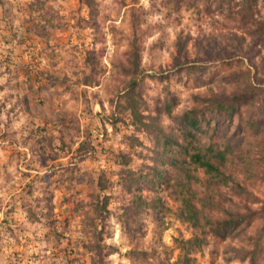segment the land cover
<instances>
[{"label": "rangeland", "instance_id": "rangeland-1", "mask_svg": "<svg viewBox=\"0 0 264 264\" xmlns=\"http://www.w3.org/2000/svg\"><path fill=\"white\" fill-rule=\"evenodd\" d=\"M97 1L93 27L87 21L89 9L79 0H0V264L90 263L93 254L84 246L83 224L89 193L95 189L91 185L102 168L116 169L123 138L133 131L122 125L115 130L103 122L112 109L107 88L112 62L123 56L135 36L131 6L145 19L144 31L137 34L145 73H174L190 64L203 67L199 84L184 72L171 76V88L181 100L179 110L192 104L193 92L217 87L239 57L217 56L225 43L231 47L236 39L195 10L167 15L162 0ZM258 7L264 15V0H258ZM87 47L97 49L106 72L99 86L84 91L77 80L89 72ZM147 82L152 100L163 83L152 78ZM84 140L92 148L77 154ZM65 142H73L72 148ZM131 166L141 167L142 160L136 157ZM110 179L114 184L104 193L114 195L109 206L114 213L103 239L112 245L106 264H140L127 254L136 246L174 261L179 254L175 238L193 233L176 216L178 203L164 192L170 209L162 226L143 213L142 234L133 242L116 214L123 212L126 196L119 177ZM223 250L224 243L206 247L196 253L197 264H224Z\"/></svg>", "mask_w": 264, "mask_h": 264}, {"label": "trees", "instance_id": "trees-1", "mask_svg": "<svg viewBox=\"0 0 264 264\" xmlns=\"http://www.w3.org/2000/svg\"><path fill=\"white\" fill-rule=\"evenodd\" d=\"M79 2L89 9L87 21L95 27L98 1ZM161 5L167 15L183 8L195 10L200 18L230 31L235 42L231 47L224 42L222 55L217 56L239 57L217 87L193 92L192 104L179 110L181 100L171 88V76L184 72L199 84L203 67L190 64L174 73H145L137 39L145 19L139 8L131 6L135 36L123 56L112 62L107 83L112 109L103 122L115 130L122 125L133 131L123 138L116 169L102 168L91 185L95 189L89 193L83 224L84 246L93 254L89 264H106L111 253L112 245L103 239L114 213L109 209L114 195L104 191L114 184L113 175L119 177L126 196H122L123 212L116 214L133 242L142 234L143 213L162 226L170 209L164 192L178 203V219L193 228L191 236L175 238L179 254L174 261L137 246L127 252L131 259L140 264H197V252L224 243V264H264V15L258 0H162ZM253 56L260 60L253 61ZM85 62L89 72L78 77L77 85L87 91L101 84L106 68L95 47L86 48ZM147 78L163 83L152 100ZM41 141L46 143L44 138ZM72 143L65 145L72 148ZM90 148L89 140H84L75 150L82 154ZM136 157L142 160L139 168L131 166ZM4 213L8 221V212Z\"/></svg>", "mask_w": 264, "mask_h": 264}]
</instances>
